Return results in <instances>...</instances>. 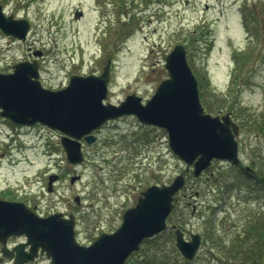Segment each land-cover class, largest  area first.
I'll use <instances>...</instances> for the list:
<instances>
[{
	"label": "rangeland",
	"instance_id": "obj_1",
	"mask_svg": "<svg viewBox=\"0 0 264 264\" xmlns=\"http://www.w3.org/2000/svg\"><path fill=\"white\" fill-rule=\"evenodd\" d=\"M188 1L0 0L8 14L27 18L31 24L24 40L10 42L0 31V71L10 70L26 56L31 60L36 56L30 53L42 50L43 55L37 56L40 77L46 84L59 87L67 85L71 74L101 73L111 60L110 92L105 101L118 103L131 91L150 98L156 83L168 76L167 54L191 34L202 33L201 40L191 41L187 51L199 80L202 103L213 114L234 112L241 126V162L260 176L258 185L226 160H214L196 177L170 147L164 128L141 126L133 117L105 125L99 132L101 142L93 150L89 148L85 161L77 165L67 160L61 144L64 133L36 126L33 135L25 136L26 147L0 145V185L29 191L30 203L42 212L75 208L79 238L86 240L90 234L96 239L120 226L122 213L133 203L132 191L143 189L156 178L169 183L184 173L187 183L168 219L169 229L157 240L143 242L125 264H171L168 255L175 254V224L184 228L187 237L194 230L205 236L190 264H264V255L251 257L253 240L242 241L240 248L254 258L249 261L240 255L230 256L224 245L237 243L246 236L251 222L264 218V0H243L242 25L228 27L222 19L212 26V34L207 25L213 14L204 10L208 0ZM77 9L84 11L81 18L75 17ZM250 9L255 17L252 21ZM195 25L199 31L193 33ZM239 53H245L244 57H237ZM138 138H143L141 147L135 144ZM120 149L128 153L122 174L126 177L121 181L113 176L111 162L113 152ZM51 173L60 178L53 186L54 193L48 191ZM74 174L81 178L72 183ZM196 191L198 212L191 216L192 206H185ZM77 197H81V205L76 204ZM158 241L165 251L157 249ZM156 253L158 259L151 260ZM178 257L180 263L187 264Z\"/></svg>",
	"mask_w": 264,
	"mask_h": 264
},
{
	"label": "water",
	"instance_id": "obj_2",
	"mask_svg": "<svg viewBox=\"0 0 264 264\" xmlns=\"http://www.w3.org/2000/svg\"><path fill=\"white\" fill-rule=\"evenodd\" d=\"M82 15V10L75 11L76 18ZM0 28L25 39L30 21L7 16L0 3ZM35 54L41 55V51ZM40 65L37 59L23 60L14 65L13 72L0 73V115L20 124L40 122L64 133L61 143L70 163L85 160L83 136L87 144H93L96 136L92 131L96 127L125 114H135L144 123L165 128L172 150L188 164V169L193 165L196 176L214 159L240 162L239 124L230 113L221 117L205 110L183 43H177L167 54L168 77L146 103L135 93L119 105L104 103L111 61L100 74L71 75L68 85L57 90L41 84ZM79 178L74 175L71 182ZM57 179V174L50 175L49 191ZM185 182V174L180 173L171 183L150 185L137 203L124 211L120 226L112 232H102L91 244L77 239L73 215L69 219L62 218L61 213L40 216L22 202L0 200V240L26 233L35 247L41 245L48 250L52 264H125L146 238L169 228L167 218L174 208V196ZM173 228L177 248L185 258L193 259L202 244V235L191 232L187 238L181 227Z\"/></svg>",
	"mask_w": 264,
	"mask_h": 264
},
{
	"label": "flooded vegetation",
	"instance_id": "obj_3",
	"mask_svg": "<svg viewBox=\"0 0 264 264\" xmlns=\"http://www.w3.org/2000/svg\"><path fill=\"white\" fill-rule=\"evenodd\" d=\"M188 2L189 1L186 0V3H188ZM204 10H205V13H207V14L208 13L213 14V18H211V21L207 25L208 26V32L210 31L211 34L214 30V27H212V26H214L215 23L217 25L218 22H220L222 19L227 21L228 27H231L233 24L242 25L243 20H244V14H243V12H244V1L243 0H208L204 3ZM253 18L255 20V17H253ZM249 19H252V17H250ZM202 22H204V20ZM205 23H207L206 20H205ZM199 24H202V23H199ZM199 24H197V25H199ZM197 25H195V30L193 31V33L199 31V29H196ZM0 31L10 42L19 41V39L17 37H15L13 35L5 34L2 29H0ZM201 34L198 36H193V34H191L190 38H187L186 40L183 41V43L186 46L187 51H189L191 41L198 42L201 40V37H200ZM213 45H214V43H213ZM33 53H34V51H33ZM33 53H30V55H32ZM26 59L30 60V58H28V56L24 57L23 60H26ZM31 59H33V58H31ZM19 61H21V60H18V62ZM13 66L10 70L0 71V73L12 72ZM40 71H41V69H40ZM163 79L164 78L160 79V81H158V83H156L155 91ZM41 83L45 87L54 88V89H58V88L66 86V84H63L59 87H56V86H53L50 84H46L45 82H43L42 79H41ZM132 93H135V94L141 96L142 101L144 103L147 102V100L149 99V98H144L140 94V92H138V91H131V93H128V94H132ZM105 102L107 103L108 101H105ZM119 103H120V101L118 103H115V104H119ZM1 110L2 109L0 108V111ZM216 114H218V113H216ZM219 114L221 116L224 115L221 113H219ZM231 114H232V117L235 119L234 112H231ZM126 117H133V118L138 119L137 116L130 114V115H123V116H120L118 118H113V119L108 120L103 125L96 127L93 130L92 133L95 134V136H96V141L93 145L89 146L86 143L85 136H83L81 138V141H82L83 147L85 149V154L87 155V153L90 151L89 148L93 150V148L96 147L101 142V136H100L99 132L104 128L105 125L112 123V122H115L117 120L126 118ZM139 124L141 126L160 127L157 125L146 124V123H142V122H139ZM0 126L2 127L1 128L2 131L0 133V135H1L0 145L1 146L5 145L6 147H9L12 149V148L18 147V146L26 147L27 146V139L25 136L28 134L33 135V131H34L35 127L36 126H43V125L41 123L20 124V123H16L15 121L10 119L9 117L0 115ZM4 128H6V130ZM240 128H241V126H240ZM123 135H127V134H123ZM140 139L141 138L134 140L135 144L140 145L139 147H141L142 144L144 143V142L140 143ZM117 143H119V141ZM141 153H142V151L140 152V154ZM239 153L241 156L240 142H239ZM126 155H128V153H126V151L123 152V149L114 151L113 155H112L113 157L111 159V162L113 163V169H114L113 176L115 177V179L117 178L119 181L125 179V177H126L125 175L122 176V174L125 173L124 169L127 168V165H125V163H126L125 156ZM241 159H242V156H241ZM236 166L239 167L240 169H242V173L245 176H247L248 179L254 183V185L258 184L260 176L252 169V167H250L247 164H244L243 161L240 164H237ZM96 169L98 171L99 168L97 167ZM136 176H138V173L136 174ZM162 183H163V181H160L158 178H156L155 180L148 182L147 185L143 189H140L139 191H132V193L130 195L132 196L131 201L133 203L130 206H133L137 203L138 198L141 195L142 191L145 190L148 186L153 185V184H162ZM13 188H14V186L11 184L6 185L5 187L0 185V200L9 201V202H22V203L26 204V206L30 210L34 211L35 213L39 214L40 216H47V215L53 214V213H61L62 218L69 219V218H71V215H73V217L75 219L76 236H77V239L79 240V242H81L83 244H91L93 241H95V235L93 236L91 234L88 238H86V240H81L79 238V233L81 232L79 227H78V225H79L78 224V220H79L78 216L79 215H78V210H75V208H74V210H67V211L55 210V211L42 212L38 208V206H34L30 203V192L29 191H13ZM49 192L54 193L55 191H49ZM124 193H125V191H124ZM189 196H190V198H192V200H188L185 207H187V205H190V206H192V209H193V204L198 200V198H195L194 195H192V194ZM75 201H76L77 205H81V202H82L81 197H77ZM130 206H128V207H130ZM190 215L196 216V214L193 215L192 210L190 211ZM261 231H262V233H264V228ZM245 233H246V231H245ZM259 233H260V229H258V227L252 231L253 238H254V241H253L254 248H253V251L251 253V257H254V256L259 257L261 254L264 255V238L259 237ZM0 264H52V257L48 253V250L44 249L43 246L38 245L37 247H35V245H33L31 242H29V238H28L26 233H21V234L15 233V234L8 235L6 238L0 240Z\"/></svg>",
	"mask_w": 264,
	"mask_h": 264
},
{
	"label": "trees",
	"instance_id": "obj_4",
	"mask_svg": "<svg viewBox=\"0 0 264 264\" xmlns=\"http://www.w3.org/2000/svg\"><path fill=\"white\" fill-rule=\"evenodd\" d=\"M242 55H245V53H239V54H237V57H240V56H242ZM242 57H244V56H242ZM242 61V60H241ZM203 82V81H202ZM207 82V84H209V81H206ZM201 85V84H200ZM202 96V98H203V95H201ZM263 127H264V124H263ZM175 212V209H174V211H173V213ZM172 216V215H171ZM249 228H248V230H247V233H246V236L245 237H241L239 240H238V242L237 243H234L232 246H228V245H226L225 243H224V245H225V247H227V250H228V254L230 255V256H232V257H236L237 255H240L241 257H242V259L243 260H247V261H249V260H251V259H254V258H251V257H249V256H247V255H242L240 252L242 251V250H240V248H241V246L244 244V243H246V241H248V240H253V234H252V231L254 230V229H256L257 227H258V229H260V233H259V237H261V238H264V233H262V229L264 228V218L263 217H259V219L258 220H256V222L253 224V223H251V225H249L248 226ZM158 239V236H156V238L154 237V238H150V239H146L145 240V243H147V242H150V241H155V240H157ZM222 242H225V239L224 238H222V240H221ZM242 241H243V244H242ZM156 246H157V249H161L162 248V244L160 245V242L158 241V242H156ZM219 246V245H218ZM251 248H254V245H252V247ZM173 249H174V252H175V254L172 256V257H170L168 254H167V252H166V254L168 255V257H169V260H171L172 262H171V264H179L180 263V260H179V257L178 256H181V254H180V252L178 251V249H177V247L175 246V244H174V246H173ZM162 251H165L164 250V248H162ZM158 253H156L155 254V256L153 257L152 255H150V254H146V255H148V257H150V256H152L153 258L151 259V260H153V259H158V255H157ZM164 261H166V258L164 257V259H163ZM154 261V260H153ZM187 261V264H190V263H192V261L193 260H186ZM253 261V260H252ZM253 262H255V261H253Z\"/></svg>",
	"mask_w": 264,
	"mask_h": 264
}]
</instances>
